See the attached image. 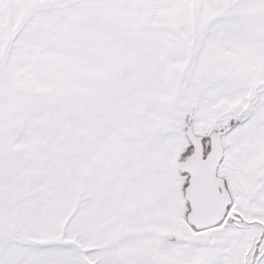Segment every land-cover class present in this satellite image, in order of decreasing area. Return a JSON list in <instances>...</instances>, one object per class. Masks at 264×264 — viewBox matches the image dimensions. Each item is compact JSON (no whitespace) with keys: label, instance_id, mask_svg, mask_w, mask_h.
Here are the masks:
<instances>
[{"label":"snow or ice","instance_id":"6c2138e0","mask_svg":"<svg viewBox=\"0 0 264 264\" xmlns=\"http://www.w3.org/2000/svg\"><path fill=\"white\" fill-rule=\"evenodd\" d=\"M0 264H264V0H0Z\"/></svg>","mask_w":264,"mask_h":264}]
</instances>
